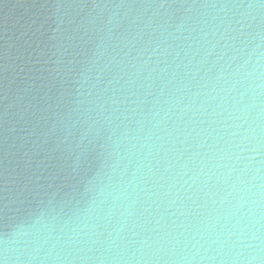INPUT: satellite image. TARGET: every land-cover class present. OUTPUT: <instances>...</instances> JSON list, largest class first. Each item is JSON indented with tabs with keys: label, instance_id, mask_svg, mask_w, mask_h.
Instances as JSON below:
<instances>
[{
	"label": "water",
	"instance_id": "water-1",
	"mask_svg": "<svg viewBox=\"0 0 264 264\" xmlns=\"http://www.w3.org/2000/svg\"><path fill=\"white\" fill-rule=\"evenodd\" d=\"M0 264H264V0H0Z\"/></svg>",
	"mask_w": 264,
	"mask_h": 264
},
{
	"label": "clouds",
	"instance_id": "clouds-1",
	"mask_svg": "<svg viewBox=\"0 0 264 264\" xmlns=\"http://www.w3.org/2000/svg\"><path fill=\"white\" fill-rule=\"evenodd\" d=\"M109 23H111V20H109ZM258 258H259V257H257V256H253V257H252L253 260H256V259H258Z\"/></svg>",
	"mask_w": 264,
	"mask_h": 264
}]
</instances>
